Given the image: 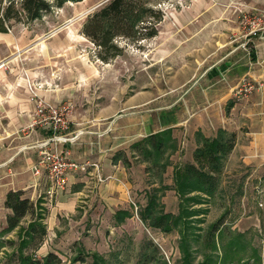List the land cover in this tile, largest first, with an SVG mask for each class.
I'll return each instance as SVG.
<instances>
[{
  "label": "rangeland",
  "instance_id": "374dc122",
  "mask_svg": "<svg viewBox=\"0 0 264 264\" xmlns=\"http://www.w3.org/2000/svg\"><path fill=\"white\" fill-rule=\"evenodd\" d=\"M142 1L160 17L153 24L156 34L115 37L113 44L118 53L109 59H102L99 47L83 34L87 18L108 0L68 1L61 7H52L38 19L12 22L7 32H0V116L5 111H15L26 119L32 111L31 121L26 125L21 122L20 126L24 125V130L31 128L35 105L42 99L68 106V131L71 126L77 128L92 122L105 129L120 116L130 117L131 122H138L140 116L147 117L149 124L156 122L157 114L161 113L176 111L187 117L191 109L188 89L192 75L240 48V39L248 37L241 15L262 13L259 5L263 0ZM140 30L145 33L144 28ZM235 88L228 96L235 102L251 99L255 92L254 89L246 96L237 97ZM7 126L0 117V131ZM34 128L38 130L40 126ZM40 132L45 134L41 128ZM171 137L156 158L154 154L147 157L139 149L131 148L133 143L126 151L118 150L126 160H117L129 170L127 180L133 185L130 203L125 207L131 211V219L118 222L115 213L105 210L107 206L102 208V201L98 203L91 186L80 187L79 195H71V184L66 183L60 195H68L69 208L60 210L57 228L48 234L46 231L36 256L52 251L61 259L58 264H91L95 252L104 264H139L140 255L152 251L151 242L158 248V256L168 264H181L177 231L164 233L146 227L138 215L154 188H158L163 210L178 212V198L172 188L173 172L193 162V152L190 157L183 150L180 152L179 137L173 140L172 132ZM257 146L261 150L257 155L246 157L248 161L238 152L231 155V151L223 162L215 195L204 204L193 206L204 209V213L196 216L202 219L198 223L202 234L219 219L225 230L242 234L246 245L241 252L242 259L234 264H242L247 259L252 264L257 256L259 262L255 264H264V141ZM154 158L157 162H153ZM82 165L76 171L86 169L87 164ZM81 177L77 175V182ZM107 179L97 177L99 182ZM54 192L45 193L54 196ZM41 197L38 195L35 199L41 200L40 206L47 215V208L42 204L46 200ZM30 220L31 215H26L19 228L2 235L5 239L0 236V244L11 241L5 248L0 245V264L13 263L8 257L16 250L18 232ZM222 238V243L228 240L225 235ZM215 240H219L217 235ZM195 256L193 264L201 259V250Z\"/></svg>",
  "mask_w": 264,
  "mask_h": 264
},
{
  "label": "crops",
  "instance_id": "0c3cea01",
  "mask_svg": "<svg viewBox=\"0 0 264 264\" xmlns=\"http://www.w3.org/2000/svg\"><path fill=\"white\" fill-rule=\"evenodd\" d=\"M260 2V10L264 12V0ZM246 36V40L240 39L239 47L242 50L238 48L232 53L228 52L211 66L194 72L191 87L188 89L191 109L187 117L174 111L170 114H157V121L150 124L147 117L140 116L138 122H131L130 117L120 116L105 129H100L101 124L96 125L94 122L77 128L71 126V131H68L70 140L64 145H67L71 156L78 163L87 164L86 169L69 173L67 185L71 184V195H79L80 187L89 185L95 193L93 195L98 197V203H104L102 208L107 206L105 210L112 213L126 210L133 187L131 181L127 180L129 170L122 166L120 160H111V156L115 151H126L132 143L140 141L149 133L166 128H171L173 138L179 137L178 146L179 149L182 148L180 152L183 150L188 157L198 144V132L205 137H213L219 129L230 130L236 134L231 155L238 152L247 161L246 157L257 155L261 150L257 146L258 142L264 141V29L256 35ZM245 79L256 85L252 98L237 102L229 99L232 90ZM223 100L227 101L223 103ZM31 113L29 117L27 114L26 119L15 111H5L0 116L8 125L6 130L2 128L0 131V230L6 226V215L11 213L4 206L6 193L10 190H21L34 204L38 195L46 200L42 204L47 208L44 222L48 234L57 228L55 223L61 215L60 210L68 209L70 203L68 195H60L63 189H56L54 196L45 193L49 181L46 174H43L44 171L39 176L33 173V167L39 161L37 144L47 132L40 127L45 131V134L41 133L40 128L35 130L34 126L23 129L26 122L31 121ZM21 122H25L23 128H20ZM8 133L11 134L10 137L6 136ZM77 175L81 177L79 182L76 180ZM97 177L109 179L99 182ZM53 197L55 199L51 204ZM132 217L131 213L129 218ZM1 238L5 239L3 236Z\"/></svg>",
  "mask_w": 264,
  "mask_h": 264
},
{
  "label": "trees",
  "instance_id": "16d2710c",
  "mask_svg": "<svg viewBox=\"0 0 264 264\" xmlns=\"http://www.w3.org/2000/svg\"><path fill=\"white\" fill-rule=\"evenodd\" d=\"M78 0H0V32H7L12 22L32 21L40 18L52 7H61L65 2ZM142 0H108L106 4L92 13L83 25V34L90 38L98 47L102 59H109L118 53V48L113 44L117 36L135 38L145 34L154 36L156 29L154 23L160 17ZM154 21V22H151ZM144 26H140L144 24ZM144 28L145 33H141ZM172 130L170 128L149 134L140 141L134 142L131 148L139 149L145 156L162 152L166 143L170 142ZM198 144L193 150V162L174 169L173 186L178 198V212H166L159 201L158 188L149 192L145 205L138 210L140 220L146 227L157 229L164 233L174 230L178 233L179 249L181 251V264H193L195 254L201 250V259L196 264H234L239 262L241 252L245 248L243 236L240 233H230L221 227L222 219L210 224L205 234L201 233L202 227L198 223L202 219L196 216L204 213L196 204H204L215 195L219 176L222 173L223 162L232 151L235 143V134L219 129L212 137H205L200 132L196 134ZM174 140V138H173ZM123 152L118 151L113 155V160L122 157ZM154 158L153 162H157ZM41 200L34 204L21 190H10L6 193L4 206L11 210L6 215V226L0 230V236L19 228L21 220L26 215H31V220L18 232L19 242L16 250L8 257L12 264H58L60 257L48 251L40 257L36 250L40 247L46 235L44 222L45 210L40 206ZM206 210V209H205ZM127 210H118L115 217L118 222L130 217ZM216 235L219 240L216 239ZM228 238L225 243L223 236ZM219 241L221 243H219ZM11 244V241H1V246ZM151 252L144 251L139 258V264L155 262L154 264H168L158 256V248L150 242ZM205 249V250H204ZM207 249V250H206ZM256 254V251H254ZM91 264H104L97 253H92ZM259 262V256L252 264ZM242 264H249V259Z\"/></svg>",
  "mask_w": 264,
  "mask_h": 264
},
{
  "label": "built area",
  "instance_id": "2783aa9c",
  "mask_svg": "<svg viewBox=\"0 0 264 264\" xmlns=\"http://www.w3.org/2000/svg\"><path fill=\"white\" fill-rule=\"evenodd\" d=\"M241 23L247 28L248 35H256L264 29V12L257 14H242ZM255 84L243 80L235 88V96H246L255 89ZM68 106L56 105L39 99L35 105L31 126L39 125L47 135L37 145L39 147V161L33 167L35 176L45 172L49 181L46 193L62 189L71 171L83 168L70 153V149L63 144L70 140L68 136L69 121L67 119ZM52 190V191H51Z\"/></svg>",
  "mask_w": 264,
  "mask_h": 264
}]
</instances>
